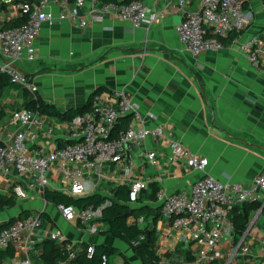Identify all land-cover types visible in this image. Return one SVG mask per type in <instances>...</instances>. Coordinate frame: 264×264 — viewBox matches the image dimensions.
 Segmentation results:
<instances>
[{"label": "crops", "instance_id": "obj_1", "mask_svg": "<svg viewBox=\"0 0 264 264\" xmlns=\"http://www.w3.org/2000/svg\"><path fill=\"white\" fill-rule=\"evenodd\" d=\"M143 1L149 9L147 16L161 17L139 28L116 19L83 28L68 20L44 24L34 42V63L16 62L14 65L25 76L32 75L35 93L59 110L82 106L97 90L125 89L142 113L150 111L157 117L158 124L172 131L175 139L194 154L207 159L206 174L224 183L240 182L249 187L256 175L264 173V70L252 67L230 42L223 44L221 50L191 57L183 51L175 34V26L182 20L176 1ZM199 7V0H185L183 9ZM18 12L19 3L0 0V25L16 17ZM244 12L248 24L243 36H264V5L259 0H245ZM11 91L12 96L0 98V109L5 112L0 117V144L11 140L16 129L9 121L11 110L4 104L15 103L22 107L20 91ZM55 142L40 139L41 144L48 146ZM142 149L154 150L158 162L150 165L135 155L134 176L158 183L166 193L187 189L200 176L180 163L169 164L168 150L163 144L149 140ZM106 173L107 176L119 174L114 166ZM102 182L104 186L101 187ZM2 184L0 192L5 194ZM118 185L104 179L93 193L100 188L101 194L111 196L110 190ZM39 201L43 203L41 206ZM17 202L26 203L19 211L30 210L31 215L43 211L49 215L50 221L42 218L44 232L58 229L75 246L83 242L113 246L128 262L139 264L122 241L99 234L100 225L96 232L87 233L79 222L66 221L56 206L45 202L38 190H34L27 200ZM145 203L152 209L158 207L156 202ZM131 206L135 207L137 203ZM263 207L264 203L261 210ZM258 212L249 216L253 223L246 237L253 253L259 245L257 240H264V212ZM4 218L1 216L0 222L7 220ZM154 226V250L164 263L194 264L193 260H187L195 246L185 231L174 229L160 218ZM231 237L232 227H226L223 244H228ZM37 250L29 253L31 262L36 264L39 260L32 257L37 255ZM15 256L22 260V256ZM248 259L246 262L258 261ZM7 261L8 258L4 259L2 264H8ZM108 263L122 264V259L118 254L112 255ZM56 264L69 263L66 260Z\"/></svg>", "mask_w": 264, "mask_h": 264}, {"label": "built area", "instance_id": "obj_2", "mask_svg": "<svg viewBox=\"0 0 264 264\" xmlns=\"http://www.w3.org/2000/svg\"><path fill=\"white\" fill-rule=\"evenodd\" d=\"M175 1L182 13V20L175 26V34L185 53L196 58L204 52L221 50L224 48L221 39L231 35L230 46L241 53L252 67L264 70V36H243L248 24L245 0H199L200 7L195 10H184L185 0ZM148 12L143 0L21 2L17 16H23L24 22L11 28L0 25V72L33 93L35 87L13 65L17 61L36 59L34 42L44 24L68 20L83 28L106 19H116L139 28L161 17L147 16ZM124 116L131 117L129 123L114 135L118 119ZM156 120L150 111L142 113L122 88L93 94L90 110L66 121L48 120L36 109H15L9 118L16 127L13 138L0 144L2 190L16 201H25L34 190L43 194L45 188L54 189L55 183H59L58 191L76 198L93 193L101 180L109 179L128 188L127 203L131 206L149 182L134 176V156H141L144 163L150 165L158 162L154 150L142 149L143 144L151 140L167 148L169 164L180 163L200 174L187 189L172 193L159 189L156 194V203L161 204L159 218L174 229L185 231L194 244L192 262L236 264L245 263V258H264L263 239L257 240L259 245L254 253L252 246L246 243L253 222H248L246 231L236 244L233 237L226 245L222 241L225 228L231 227L228 218L231 207L244 202L264 203V173L256 175L249 187L240 182H221L206 174L205 157L190 151L174 138L171 130ZM40 139L56 142L48 146L41 144ZM110 166H114L119 174L107 176ZM56 209L66 221H76L85 226L87 233H94L99 228L96 221L99 209H80L62 204H58ZM135 223L143 225L145 220L139 217ZM44 239L62 245L68 260L75 258L74 243L58 229L44 232L43 219L38 214L15 219L0 228V253L13 250L8 264H32L29 253ZM86 252H92L90 246ZM15 255L22 256V260ZM100 264H108L106 256L101 257Z\"/></svg>", "mask_w": 264, "mask_h": 264}, {"label": "trees", "instance_id": "obj_3", "mask_svg": "<svg viewBox=\"0 0 264 264\" xmlns=\"http://www.w3.org/2000/svg\"><path fill=\"white\" fill-rule=\"evenodd\" d=\"M27 0H12L14 3H21ZM101 3L118 2L119 0H98ZM130 0H120V2H128ZM264 5V0H259ZM24 22L23 16H16L9 21L5 22L3 28H11L19 26ZM210 36V35H209ZM231 35L227 38H222L223 44L230 42ZM32 75H27L26 78L29 82L32 80ZM18 89L22 95V107L28 109H36L39 114L53 118L57 121L71 120L74 116L83 114L90 110V99L80 107L69 108L66 110H59L51 104L44 102L40 96L33 92H28L27 89L12 82L5 73L0 72V92L4 90ZM99 92L95 91L93 94ZM92 94V95H93ZM19 109V108H16ZM5 112L0 109V117L4 116ZM130 116H124L118 119L114 129V135L119 129L125 128L130 121ZM160 189L158 183L149 181L145 189H143L138 198L137 206L133 207L127 203L128 188L125 185H118L110 190L111 196H105L99 192H94L90 195L83 197H72L61 193L56 189L45 188L43 190V199L46 203L52 206L72 205L80 209H99V214L96 221L102 227L99 234L107 235L109 237L119 239L122 241L132 252L133 256L138 259L139 264H167L161 260V257L155 252L154 246L156 242L155 235V222L159 218L160 207L151 208L147 203L156 202V194ZM16 199L10 195L0 192V212L9 210L16 205ZM262 202H244L239 205L233 206L228 210V218L231 222L234 244H236L240 236L246 231L249 222V216L252 212L260 210ZM130 211V213H129ZM260 212H264V207ZM40 218H45L50 221L49 215L46 212L36 213ZM31 215L30 210L23 209L17 216L11 217L9 220L0 222V228L8 225L15 219H21ZM143 217L145 223L138 225L135 220ZM133 218L132 221L130 219ZM91 247L92 252L87 253L86 248ZM76 256L73 259H67V252L65 248L48 239H44L41 243L37 244L33 250H37V255H33V260H39L42 264H56L60 261H68L69 264H100L102 256H106L107 260L112 255L118 254L122 259V264H130L125 255L119 249L108 246L105 244H92L83 242L79 246L74 247ZM13 256V250L7 249L0 253V264L6 258ZM188 261L192 260V256L187 257ZM38 262V263H39ZM37 263V264H38ZM237 262L236 264H242ZM248 262H245L246 264ZM36 264V263H32ZM109 264V263H108Z\"/></svg>", "mask_w": 264, "mask_h": 264}, {"label": "rangeland", "instance_id": "obj_4", "mask_svg": "<svg viewBox=\"0 0 264 264\" xmlns=\"http://www.w3.org/2000/svg\"><path fill=\"white\" fill-rule=\"evenodd\" d=\"M17 63L18 64H22V63H24V65H29V64H31V63H34V62H27V61H17ZM14 93L11 91V90H4L3 92H0V98L1 97H5V98H7V97H9L10 95L12 96ZM10 98H12V97H10ZM4 106H6V107H8L11 111L13 110V109H16V108H20L21 106L20 105H18V104H12V105H10V104H7V105H5L4 104ZM59 185V183H55V186H54V189H57V190H59V187H57ZM102 186H104V182H102V184H101V187ZM96 192H101V189L99 188ZM26 203H21V202H17V204L13 207V208H11V209H9V210H6V211H3V212H0V219H1V216L3 217H5L4 219H9L10 217H15V216H17L18 215V213L20 212L19 211V208L22 206V205H25ZM43 203L41 202V201H39V205L41 206ZM248 261L249 259L248 258H245V261ZM130 262V261H129ZM130 264H137L136 262H133V263H131L130 262ZM242 264H244V263H242ZM246 264H264V258H260L257 262L256 261H249L248 263H246Z\"/></svg>", "mask_w": 264, "mask_h": 264}, {"label": "water", "instance_id": "obj_5", "mask_svg": "<svg viewBox=\"0 0 264 264\" xmlns=\"http://www.w3.org/2000/svg\"><path fill=\"white\" fill-rule=\"evenodd\" d=\"M13 67H14L15 69L19 70L21 73H23V72H22L17 66L13 65ZM23 74L26 75L25 73H23ZM160 205H161V204H158V207H160ZM25 210H26V209H25ZM21 211H22V210H21ZM260 211H261V208H260L259 212H260ZM259 212H258V214H259ZM129 213H130V211H129ZM10 218H11V217H10ZM10 218H9V219H10ZM9 219H8V220H9Z\"/></svg>", "mask_w": 264, "mask_h": 264}]
</instances>
